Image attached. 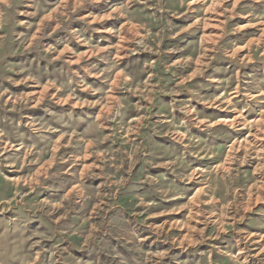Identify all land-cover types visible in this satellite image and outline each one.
<instances>
[{"label":"clouds","instance_id":"obj_1","mask_svg":"<svg viewBox=\"0 0 264 264\" xmlns=\"http://www.w3.org/2000/svg\"><path fill=\"white\" fill-rule=\"evenodd\" d=\"M256 5L264 9V0H245L239 12L225 8L220 36L238 32L239 23L227 21L240 16L258 25L256 42L264 40V10L258 12ZM59 7L58 25L69 35L48 46L33 40L30 32L17 31L19 25L33 28L20 17L44 13L41 0H0V264H77L79 255L91 264H160L156 254L145 249L187 251L198 244L209 245L199 264H219L224 256L241 264L238 254L225 252L220 244H243L241 251L251 254L250 233L236 225L250 207L245 195L249 185L264 195V64L249 76L247 60L235 54L236 41L214 40L207 62L226 60V78L215 79L213 74L205 80L226 95H203L206 85L181 83L189 77L177 67L186 70L191 65L187 57L177 65L171 54L183 49L162 47L184 31L173 18L181 15L185 0H121L109 14L119 24L111 32L120 42L107 48L84 38L93 21L74 15L78 3ZM77 19L84 20L83 31L72 26ZM73 40L88 45L89 56L98 51L107 55L96 61L79 57L83 62L74 67L78 57L69 47ZM61 47L67 55L54 64ZM186 47L195 50L200 45L194 37ZM25 51L35 55L23 57V63L12 62ZM260 52L264 44L249 57L259 60ZM121 53L130 58L122 72ZM93 75L99 78L90 81ZM4 81L40 90L39 101L27 94L13 96ZM179 93L185 95L178 98ZM5 96L17 115L2 118L8 111ZM38 102V113L24 111ZM200 105L223 106L235 117L226 127L216 128L215 123L223 121L197 111ZM134 116L139 119L129 123ZM249 117L259 119L249 122ZM61 136L66 137L58 145L63 151L53 154L52 146ZM165 136L169 139H160ZM20 148L25 150L13 151ZM5 172L18 173L19 179L9 181ZM153 216L168 219L158 223ZM254 227L264 230V215ZM225 231L230 238L213 243Z\"/></svg>","mask_w":264,"mask_h":264},{"label":"rangeland","instance_id":"obj_2","mask_svg":"<svg viewBox=\"0 0 264 264\" xmlns=\"http://www.w3.org/2000/svg\"><path fill=\"white\" fill-rule=\"evenodd\" d=\"M64 2L71 3L73 5L79 4L80 7L76 9L74 15L78 17H84L89 20H92L91 27L84 32V38L88 39L90 43L97 48H107L109 43L116 45L120 41L117 37L113 36L111 29L113 27H119V24L116 22L114 16L109 15L113 8L118 7L121 0H41L42 5L46 8L44 13H38L37 16L26 17L21 16V20H27L29 23L33 24L32 29H27L24 25H19L17 31L30 32L33 40H39L40 43L55 46L59 40L65 39L68 37V33L63 31L62 28L58 25L57 17L60 12V5ZM245 0H185L186 7L181 8V15L178 17H174V22L184 31H181L178 36L175 37V40L172 44H169L167 40L164 41L162 47H172L178 46L183 49L180 53H173L175 57V62L178 65L180 60L183 57H187L191 68L181 69L177 67V72L184 71V74L189 77L187 81H181V83H187L189 85L196 84H204L206 85L203 89H201V94L208 96H216L223 98L226 94L224 93L222 88H217L215 83L205 80V77L214 74L215 79H225L226 75L222 71L224 67L227 65L226 60H217L213 58L211 63L207 62V56L209 51L213 47V41H219V43H231L236 41V56H238L242 60H247L246 71L249 76L255 74V71L260 69V66L264 64V52H260L259 55L261 59L257 60L249 57L250 51H254L260 47L261 44H264V40L256 42V30L258 25L248 24L246 20H242L240 16H232L231 20L227 21V24L236 25L239 23L240 30L238 32H228L225 36L221 37L220 33L221 29V21L225 20L224 9L232 8L233 12H239ZM215 6V7H213ZM257 11H262L264 9L261 6L256 5ZM195 9L196 11H192ZM203 9V11H201ZM29 11H35L34 8H29ZM73 27L79 28L83 31L87 26L84 24L83 19H77L71 21ZM96 29L95 32L92 29ZM194 28H199L198 32H193ZM54 29V30H53ZM196 38L200 47L198 49H191L186 47L192 43L193 38ZM179 42V43H178ZM251 45V48H250ZM70 48L73 49L74 52L77 53L78 59L73 61V66L75 67L78 63H82L83 61L79 59V57H88L89 61H96L99 56L107 55L104 51H98L92 55H88L89 47L86 44H82L76 40H73L72 44L69 45ZM31 48V45H29ZM110 51L115 55V48L110 49ZM35 53L31 51H25L24 53L18 54L19 58H13V63H23V57H31L34 56ZM57 59L53 61L54 64H61L63 61L59 58L61 56L67 55L63 51V48L58 51ZM137 56H151V53H135ZM121 57V72L123 71V63L130 59L127 56H124L122 53ZM155 59V57H153ZM193 61L195 63H193ZM103 64V61H101ZM200 73V74H198ZM121 73H117L120 75ZM151 73L143 76L145 81H148ZM166 76L171 75V73H165ZM19 79V77H16ZM99 77L93 75L90 77L91 80H97ZM210 85V86H207ZM3 86L8 89V92L11 93L15 97L23 96L25 94L29 95V97L36 96L37 101H39L38 91L32 88L27 87L23 83H18L15 85H9L8 81L3 82ZM45 90L47 87L45 86ZM50 91V90H49ZM184 93H179L178 98L184 96ZM190 95V93L188 94ZM87 98V95L85 94ZM170 99V97H168ZM235 99H239L236 97ZM6 107L8 108L7 113L4 114V117L7 118L11 116L17 115L12 110L13 101L8 99L7 96L4 98ZM235 100H233V103ZM216 104H220V99L216 100ZM98 107V106H97ZM195 107V106H194ZM239 107V105H238ZM201 109L204 110L206 116L212 117L215 121H223V123H215L214 127L222 128L227 126V122L229 120L234 119L235 113H228L226 108L221 107H208L205 108L204 105H200L197 108V111ZM26 113H38L40 111V103H36L32 108L25 109ZM155 111V109H153ZM0 112H3V109H0ZM139 117H132L129 123H134L137 121ZM253 119L258 120V117H249V122H252ZM253 129L252 131H255ZM245 133H247V129H244ZM129 133L131 135H135V129L130 128ZM264 135V133H262ZM66 137H58L56 139V143L52 146V153L59 154L63 151L62 148L58 147V145L64 143ZM161 140H167L169 137H161ZM235 139H240L243 141V137H236ZM233 140V143L235 142ZM251 139V137H249ZM172 143H177L176 141H172ZM221 150L223 151V145H220ZM25 149H13V151L23 152ZM243 153V148L239 150L238 154ZM5 156L11 155V152H5ZM214 158V157H213ZM203 159H208V157H203ZM48 163V160H45V164ZM42 167V165H41ZM135 170V169H134ZM26 171V169H25ZM5 175L8 177L9 181L18 180V173H9L5 172ZM200 189H197L195 193H193L192 199L195 198L196 195L199 194ZM257 189L253 188L249 185V190L245 194L247 200L249 202L250 207L246 209L245 218L242 219L236 227L243 229L244 231H248L250 233V246H251V254L248 252H242L241 249L244 248V245L241 244L236 248H229L227 245V241L224 244H220V247L224 249L225 252L231 251L232 255L238 254V259L241 264H260L261 258H264V247H260V245H264V230L257 229L254 225L258 222L259 218L264 215V195L256 194ZM261 193H264V187L260 189ZM186 211V210H185ZM169 215L179 218L184 215V213H170ZM168 219L167 216H153L152 220L156 222H162L163 220ZM195 225V221H193ZM202 227L203 225H198ZM186 231V229H185ZM225 237L230 238V232L225 231L222 232L220 237L217 238L213 243H217L220 240H224ZM145 244L148 243L147 240L144 241ZM234 244L235 242L232 241ZM209 245L198 244L195 246H189L187 251H182L180 248H175L172 251H167L166 246H151L145 249L146 253L156 254V258L160 260V264H199L201 261L202 255L208 250ZM80 249H76L75 252H80ZM75 254V253H74ZM39 255V253H38ZM42 258V257H41ZM214 260L217 259V255L214 254L212 257ZM77 264H91V261L88 260V257L84 255H79L76 257ZM39 264V261H38ZM219 264H232V262L224 256Z\"/></svg>","mask_w":264,"mask_h":264}]
</instances>
